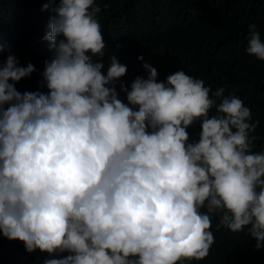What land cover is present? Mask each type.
Segmentation results:
<instances>
[{
    "label": "clouds",
    "instance_id": "obj_1",
    "mask_svg": "<svg viewBox=\"0 0 264 264\" xmlns=\"http://www.w3.org/2000/svg\"><path fill=\"white\" fill-rule=\"evenodd\" d=\"M52 11L48 91L16 88L31 62L10 52L0 65V233L29 252L68 253L43 264H185L209 254L215 214L217 229H246L264 248L251 109L183 69L158 81L147 62L130 89L120 82L125 102L116 84L127 65L113 54L104 73L94 59L106 50L100 5L59 0ZM249 29L246 51L264 60L261 32Z\"/></svg>",
    "mask_w": 264,
    "mask_h": 264
},
{
    "label": "trees",
    "instance_id": "obj_2",
    "mask_svg": "<svg viewBox=\"0 0 264 264\" xmlns=\"http://www.w3.org/2000/svg\"><path fill=\"white\" fill-rule=\"evenodd\" d=\"M59 0H0V65L11 52L20 65L31 62L35 71L15 82L21 91H44L42 72L51 57L50 42L43 39L52 9ZM49 4L43 9L44 4ZM101 11L97 19L105 39L102 60L106 73L110 57L127 65L119 78L118 97L126 102L120 82L131 88L137 75L147 76L143 67L150 63L158 70L157 80L183 69L203 79L212 90L223 87L224 94H235L259 120L251 133L258 137L252 151H264V60L246 51L249 25L255 24L264 39V0H94ZM107 5V7H105ZM119 45V47H117ZM143 56V60L138 57ZM215 113V108L210 114ZM189 140H198L201 122L186 129ZM205 209H202V211ZM214 243L201 260L185 264H264V248H255L256 240L247 230L233 232L221 226L219 216L211 214ZM68 253L29 252L24 242L8 239L0 233V264H43L47 258ZM179 264V262H177Z\"/></svg>",
    "mask_w": 264,
    "mask_h": 264
}]
</instances>
